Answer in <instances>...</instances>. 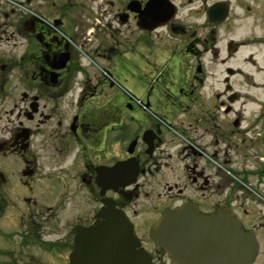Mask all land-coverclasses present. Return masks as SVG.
Segmentation results:
<instances>
[{"label":"flooded vegetation","instance_id":"af4514ba","mask_svg":"<svg viewBox=\"0 0 264 264\" xmlns=\"http://www.w3.org/2000/svg\"><path fill=\"white\" fill-rule=\"evenodd\" d=\"M1 123L0 264L104 258L107 211L174 264L152 229L180 208L229 212L264 264V0H0Z\"/></svg>","mask_w":264,"mask_h":264},{"label":"water","instance_id":"95a60500","mask_svg":"<svg viewBox=\"0 0 264 264\" xmlns=\"http://www.w3.org/2000/svg\"><path fill=\"white\" fill-rule=\"evenodd\" d=\"M135 2L130 4L132 10L135 9ZM139 24L140 27L147 28L145 23ZM111 214L107 211L105 224L102 222L88 229L92 242L99 236L106 240V247H100L101 252H105L104 258L97 256L99 247L93 250L94 244L92 245L91 264H138L140 261L151 264L140 253L125 248L124 243L132 239L131 226L124 222L118 232L114 231L110 225L119 224V221L111 218ZM152 237L169 253L174 264H182L184 241L187 250L194 249L200 264H251L259 248L254 233L245 230L240 221L225 210H220L216 216L200 215L192 208L169 210L152 229ZM133 255L136 259L129 263L128 259ZM99 257L103 261L100 262Z\"/></svg>","mask_w":264,"mask_h":264},{"label":"rangeland","instance_id":"374dc122","mask_svg":"<svg viewBox=\"0 0 264 264\" xmlns=\"http://www.w3.org/2000/svg\"><path fill=\"white\" fill-rule=\"evenodd\" d=\"M237 8L238 7H236V10H237ZM241 12V11H240ZM203 17V16H202ZM225 31V30H224ZM225 39H228V37H225ZM221 45V44H220ZM221 47L223 48V44L221 45ZM220 68L219 69H221V68H223V66L222 65H220L219 66ZM127 81H131V77H128L127 78ZM2 125H3V123H1V125H0V137H2L3 136V129H2ZM43 139L42 140H46L47 141V143H46V146H44L43 147V149H46L45 151H42V153H44L45 155H49L50 154V151H52V141H53V137L51 136V134L48 136V133H46L45 134V136H43L42 137ZM38 141V140H37ZM47 159H48V156H47V158H42V161H43V163L45 164L46 162H47ZM46 166H48V164H46ZM47 171H45L44 172V174L46 173ZM57 173L55 172V175H56ZM47 184H48V179H46V178H44L43 180H42V186L43 187H46L47 186ZM72 208V207H71ZM66 209H68V206H66ZM73 212H76L77 211V209H73L72 210Z\"/></svg>","mask_w":264,"mask_h":264}]
</instances>
